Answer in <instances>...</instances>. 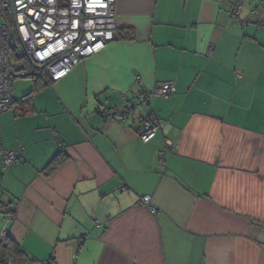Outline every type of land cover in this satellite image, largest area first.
Wrapping results in <instances>:
<instances>
[{
	"label": "crops",
	"instance_id": "obj_1",
	"mask_svg": "<svg viewBox=\"0 0 264 264\" xmlns=\"http://www.w3.org/2000/svg\"><path fill=\"white\" fill-rule=\"evenodd\" d=\"M234 3L116 0L102 51L14 94L0 115L2 163L19 156L0 173V232L38 263L264 264V0L237 17ZM167 83L166 99L137 105ZM127 105L122 122L102 116ZM148 117L161 128L143 144Z\"/></svg>",
	"mask_w": 264,
	"mask_h": 264
},
{
	"label": "built area",
	"instance_id": "obj_2",
	"mask_svg": "<svg viewBox=\"0 0 264 264\" xmlns=\"http://www.w3.org/2000/svg\"><path fill=\"white\" fill-rule=\"evenodd\" d=\"M234 2L232 15L237 17L242 0ZM115 3L116 0H0V115L13 107L15 79L58 82L82 60L102 51L116 31ZM174 91L172 84H162L150 94L137 97L136 102L138 106L147 105L152 99H166ZM133 108L127 105L123 112H102V116L122 122ZM160 128L157 119L148 117L141 123L138 139L147 144ZM170 149L172 145L167 142L160 152V163ZM18 161L13 151L3 155L5 167ZM141 205L154 212L149 197H144ZM6 235V230L0 232V238Z\"/></svg>",
	"mask_w": 264,
	"mask_h": 264
},
{
	"label": "trees",
	"instance_id": "obj_3",
	"mask_svg": "<svg viewBox=\"0 0 264 264\" xmlns=\"http://www.w3.org/2000/svg\"><path fill=\"white\" fill-rule=\"evenodd\" d=\"M119 38L125 40H132L133 32L131 30H124L117 33ZM115 36V35H114ZM114 39V38H113ZM39 82L34 80V84ZM41 83V82H39ZM29 95L25 96L21 100V106L17 109L20 115H25L29 113V106H28V97ZM14 105V104H13ZM63 158L61 156H57L54 161L50 164L48 168V173L52 172L55 167L62 162ZM5 203H2L0 200V207L5 208L7 207ZM8 208V207H7ZM10 212V213H9ZM7 212L9 214H13L11 210ZM0 264H56L54 260H47L45 262H36L32 260L25 251L21 248L19 244L14 242L11 238L6 235L4 238H0Z\"/></svg>",
	"mask_w": 264,
	"mask_h": 264
},
{
	"label": "rangeland",
	"instance_id": "obj_4",
	"mask_svg": "<svg viewBox=\"0 0 264 264\" xmlns=\"http://www.w3.org/2000/svg\"><path fill=\"white\" fill-rule=\"evenodd\" d=\"M34 80L35 79H15L13 81V90L15 91V97L17 99H20L22 96L29 94L32 89L34 84ZM11 112V111H8ZM5 172V167H3V163H2V159H1V152H0V173H4ZM0 200H3L2 195L0 193ZM2 209L0 208V218L2 217Z\"/></svg>",
	"mask_w": 264,
	"mask_h": 264
}]
</instances>
